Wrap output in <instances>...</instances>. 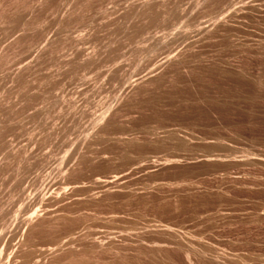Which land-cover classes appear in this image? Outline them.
Returning a JSON list of instances; mask_svg holds the SVG:
<instances>
[{
  "label": "rangeland",
  "instance_id": "obj_1",
  "mask_svg": "<svg viewBox=\"0 0 264 264\" xmlns=\"http://www.w3.org/2000/svg\"><path fill=\"white\" fill-rule=\"evenodd\" d=\"M219 20L225 29L197 32ZM178 52L192 63L160 79L166 56ZM152 75L159 80L143 83ZM260 158L264 0H0L4 262L16 251L12 264H34L56 237L87 236L113 238L116 248L94 253L81 243L88 253L64 264H188L175 247L137 254L138 233L164 242L153 230L171 227L261 264ZM115 177L108 193L96 184ZM35 212L65 218L26 230Z\"/></svg>",
  "mask_w": 264,
  "mask_h": 264
},
{
  "label": "bare ground",
  "instance_id": "obj_2",
  "mask_svg": "<svg viewBox=\"0 0 264 264\" xmlns=\"http://www.w3.org/2000/svg\"><path fill=\"white\" fill-rule=\"evenodd\" d=\"M212 1V0H211ZM207 2V1H206ZM209 2V1H208ZM150 4V3H149ZM149 4L148 5H146V4H144L145 5V7L142 5V7H144V10H141V11H143L144 12V14L145 13H147V10H150V9H148V6H149ZM231 4V3H230ZM242 6V5H241ZM240 6V7H241ZM245 6V5H244ZM250 6V5H249ZM253 6V5H252ZM252 6H250L251 8H252ZM256 6V5H255ZM141 7V8H142ZM249 7V8H250ZM239 8V7H238ZM237 8V9H238ZM242 8V7H241ZM245 8H247V7H245ZM248 8V9H249ZM152 9V8H151ZM244 9V8H243ZM152 11V10H151ZM151 11H149L150 13H151ZM241 11V10H240ZM232 12V11H231ZM233 12H235V11H233ZM149 13V14H150ZM238 13V12H237ZM242 13V12H241ZM141 15H143V14H141ZM231 15V14H230ZM238 15V14H237ZM237 15H235L236 17H237ZM232 17V16H231ZM225 18V17H224ZM227 18V17H226ZM228 18H230V17H228ZM233 18V17H232ZM223 19V18H222ZM234 19V18H233ZM223 20H225V19H223ZM227 20V19H226ZM228 22V21H227ZM212 25V24H211ZM226 26V22L225 21H222V20H219L218 21V23H215V25H213V27L212 28H208V27H205V28H201L200 27V29L197 31L199 34H203L204 36H206V35H212L213 33H216V31L218 32V30H221L222 28H226L225 27ZM196 32V31H195ZM221 33V32H220ZM199 34H196V35H199ZM201 34V35H202ZM184 35V34H183ZM203 36V37H204ZM211 37V36H210ZM209 37V38H210ZM202 39V38H201ZM200 39V40H201ZM207 39V38H206ZM159 42V41H158ZM166 42V41H165ZM165 42H163V41H160V44H162L161 46H163L164 48H165V46H168V45H166L167 43H165ZM168 42V41H167ZM173 43V42H172ZM189 45V44H188ZM187 47V46H186ZM193 47V46H192ZM170 48V47H169ZM180 51V50H179ZM183 51V50H182ZM187 51H189V50H187ZM192 51V50H191ZM173 53V52H172ZM172 53L170 54L172 57H169L170 55H168V53H167V55L168 56H166L165 58L167 59H165L166 61V63H164V65L166 64V66H168L169 68L171 67L172 68V70H169L168 69V67H166V66H164V69H162V70H164L163 72H160L161 74H159V77H160V79L161 78H165V76H169L171 73H174L175 71H177L178 69L180 70V68H183L184 69V67H187L188 65H189V63H192L190 60V57H188L189 55H187V53L188 52H186V54H184V53H179L178 52V54L176 53L175 54V56H173L172 55ZM190 53V52H189ZM194 57V56H193ZM194 59V58H193ZM162 64V63H161ZM161 66H159L158 68H160ZM167 68V69H166ZM170 68V69H171ZM209 68V67H208ZM194 69V68H193ZM200 69V68H199ZM205 69V68H204ZM207 69V68H206ZM155 70V69H154ZM153 70V71H154ZM167 70V71H166ZM168 70H169V73H168ZM202 70V69H201ZM155 71H157V69L155 70ZM154 71V72H155ZM166 71V72H165ZM174 71V72H173ZM206 71V70H205ZM151 73H153L152 71H150ZM181 72V71H180ZM194 72H195V70H194ZM158 73V72H157ZM176 73V72H175ZM190 73V72H189ZM240 73V72H239ZM242 73V72H241ZM154 74V73H153ZM153 76V75H152ZM171 76V75H170ZM146 77V76H145ZM154 77V78H153ZM153 77H151V79H148L146 82H144L143 81V83H145L146 85L149 83V85H150V83H152V82H154L156 79H158V76L156 77V75L155 76H153ZM144 78V77H143ZM167 79V78H166ZM140 80V79H139ZM159 80V79H158ZM138 83V82H137ZM142 83V82H141ZM162 83V82H161ZM138 85H139V83H138ZM137 85V86H138ZM153 86V85H152ZM136 87V86H135ZM134 87V88H135ZM149 87V86H148ZM138 87H136L135 89H137ZM139 88H141L140 87V85H139ZM138 88V89H139ZM145 88V87H144ZM145 90V89H144ZM132 91V90H131ZM133 92V91H132ZM145 92V91H144ZM137 93V92H136ZM140 93V92H139ZM142 93V92H141ZM131 94V93H130ZM135 94V93H134ZM132 96H134L133 94H132ZM139 96V95H138ZM131 97V96H130ZM134 99V98H133ZM130 100V99H129ZM136 100H138V99H136ZM131 102V101H130ZM129 102V103H130ZM127 103V102H126ZM113 117V116H112ZM106 118V117H105ZM104 118V119H105ZM111 118V117H110ZM114 118V117H113ZM111 120V119H110ZM113 120V119H112ZM114 123V122H113ZM112 124V123H111ZM106 125V124H105ZM111 127V126H110ZM101 128V127H100ZM105 126L104 127H102L101 129H99L100 131H98V134H97V136H99L98 138H100L101 137V133L103 134V133H105L104 132V130H105ZM108 132V131H107ZM106 132V133H107ZM105 136V135H104ZM96 139H97V137H96ZM129 142H131V141H129ZM134 142V141H133ZM89 144H91V143H89ZM131 145H132V143H131ZM207 158V157H206ZM209 158V157H208ZM207 158V159H208ZM213 158V157H212ZM210 159V158H209ZM216 159V158H215ZM255 159V158H254ZM253 159V160H254ZM175 159H173V161L171 160V163L173 162V165H174V163H175V165L177 164L178 165V163H179V160H175ZM194 160V159H193ZM250 160V159H249ZM208 161H210V160H208ZM166 162V161H165ZM169 164H170V160H168L167 161ZM252 162V161H251ZM255 162H258L259 164H263L264 165V160H261V158L259 159V160H257V161H255ZM167 163V164H168ZM153 164V163H152ZM156 165V164H155ZM154 165V166H155ZM160 165V164H159ZM169 166V165H168ZM123 176V175H122ZM120 177V176H119ZM119 177H115V180L114 181H108V180H105V181H101V180H98L97 182H96V184L99 186V187H103V188H105V189H107L106 190V192L108 193L109 192V189H111L112 188V186H114V185H118V183H119V181H121V179H119ZM123 178V177H122ZM95 183V182H94ZM121 184V183H120ZM95 185V184H94ZM96 186V185H95ZM121 186V185H120ZM126 186V185H125ZM116 187V186H115ZM113 191V190H112ZM102 192H103V190H102ZM104 193H105V191H104ZM131 195V194H130ZM129 196V195H128ZM64 198V197H63ZM70 199V198H69ZM76 199V198H75ZM52 201L51 202H56L57 200L55 199V198H53V199H51ZM29 203V202H28ZM30 203H32V205H33V202H30ZM27 206V205H26ZM35 206V205H34ZM30 207H32L31 205L29 206V209H30ZM27 208V207H26ZM51 209V208H50ZM51 210H53V209H51ZM220 211V210H219ZM218 211V212H219ZM47 212V211H46ZM41 213V212H40ZM45 213V212H44ZM56 213H58V212H52V213H47L46 214V216H44V217H40V216H38V212H35V213H32V215H30V216H27L26 217V219L24 220V227L26 228V230L27 229H36V228H44V227H53L54 225H56L57 223H58V221L59 220H62V218L64 217V215H62L61 216V214L59 215H56ZM225 213V212H224ZM63 214V213H62ZM222 214V213H221ZM67 215V214H66ZM218 215V214H217ZM220 215V214H219ZM218 215V216H219ZM223 215V214H222ZM226 216V215H225ZM225 216H223V217H225ZM216 217V216H215ZM65 218V217H64ZM212 218H214V217H212ZM221 218V217H220ZM227 218H228V216H227ZM256 218V217H255ZM215 219H217V218H215ZM219 219V218H218ZM217 219V220H218ZM259 219V218H258ZM256 220H254V222H255ZM257 222V221H256ZM259 223V222H258ZM61 224V223H60ZM218 226V225H217ZM147 227V226H146ZM152 227H154V226H152ZM213 227H215V226H213ZM213 227H211V228H213ZM138 228H140V227H138ZM137 228V229H138ZM143 228V227H142ZM147 228H149V227H147ZM160 228V227H159ZM213 229H215V228H213ZM135 230H136V228H135ZM153 230V229H152ZM153 231H156L157 233H158V235L160 234V236L161 235H163V237L165 236V239L167 238V240L165 241L164 240V242H144L145 240L141 237L143 234H144V231H142L143 232V234L141 235V233H138L136 236L132 233L131 235H130V232H129V234H127V235H125V241L126 240H129L130 238H132V235L133 236H135L136 238H137V240H139L138 242H139V244H141V246L142 247H139L140 249H138L137 248V254H141V253H144L143 251L146 249V248H150L151 250H153L154 252H157V254H158V252H164V250H167L168 251V249H171V248H173V247H175V248H177L178 249V251H181L183 254V256H184V258L186 259V261H187V263L188 264H252V262L254 261V259L252 260V262H246V260H242V257L240 258L239 256L241 255H238L237 256V254H235V252L234 253H230V254H228L229 252L228 251H226V250H223L222 251V253H221V251L219 250V248L217 249V245H216V248L215 247H213V245H211V244H209V245H204L205 244V242L203 243V241H205V240H200L201 239V237H200V239H198L197 241H196V243H193L194 241H192V243H191V241H187L186 239H184L183 238V236L182 235H180L179 234V232H178V230L176 231L175 229H173V228H171V227H164L163 229L161 228L160 230H157V228H156V230L154 229ZM152 231V232H153ZM36 232V231H35ZM139 232V231H138ZM141 232V231H140ZM145 232H147V231H145ZM137 233V232H136ZM154 234H152L153 236L155 235V232H153ZM156 233V234H157ZM28 234V233H27ZM105 234V233H104ZM107 234V233H106ZM105 234V235H106ZM125 234V233H124ZM29 235V234H28ZM121 235V234H120ZM34 236V235H33ZM73 236V235H72ZM102 236V235H101ZM145 236V235H144ZM151 236V235H150ZM91 237V236H90ZM99 237V236H98ZM110 237V236H109ZM113 237V236H112ZM121 237V236H120ZM149 237V236H148ZM156 237V236H155ZM185 237V236H184ZM214 237V236H213ZM94 237H92V239L89 241H87V236H81V237H78V238H76V237H71V238H69L68 240H65V241H63L62 240V238L61 237H56L54 240H53V244H51V246H49V247H46V248H44V249H41L37 254H38V256H35V258H34V260H33V262H34V264H64V262L66 261H68V262H73L74 260H76L78 257L80 258H83L84 257V254L83 253H88L87 251L88 250H90L91 252H93L94 251V253L95 252H102V254H103V252H106V251H112V250H114L115 248H113V245H114V243H115V241H113V238H107V240H108V243H106V241H105V237H103L102 239H93ZM159 238V237H158ZM160 238H162V237H160ZM216 238V237H215ZM89 239V238H88ZM134 239V238H133ZM119 240H120V238H119ZM32 241V240H31ZM114 242V243H113ZM123 242V241H122ZM81 243H85V245H83V247L87 250H82V251H85V252H83L82 253V251H81V249H80V247L78 248V246L77 245H79V244H81ZM132 243V242H131ZM130 243V244H131ZM24 244V243H23ZM120 244H123V243H120ZM207 244V243H206ZM117 245V244H116ZM135 245H137V244H135ZM23 246V245H22ZM24 246H26V245H24ZM23 246V247H24ZM80 246V245H79ZM83 247H81V248H83ZM22 248V247H21ZM78 248V249H77ZM26 249V248H25ZM174 249V248H173ZM39 250V249H38ZM119 250V249H118ZM126 250V249H125ZM143 250V251H142ZM219 250V251H218ZM19 251V250H18ZM81 252L83 255V257L80 255L81 253H78V252ZM135 251V250H134ZM135 251V252H136ZM146 251V250H145ZM167 251H166V253H167ZM172 251V250H171ZM170 251V252H171ZM35 252V251H34ZM118 252V251H117ZM127 252V251H126ZM125 252V253H126ZM226 252H228V253H226ZM93 253V254H94ZM180 253V252H179ZM20 252H19V254H18V252L16 253V251L14 252V253H12V256H10L9 257V260L7 261V262H4V259L2 258V255L0 254V264H12V263H15L16 262V260L19 258V256H20ZM23 254V253H22ZM21 254V255H22ZM30 254H31V252H30ZM34 254V253H33ZM123 254V253H122ZM160 254H162V253H160ZM234 254V255H233ZM142 255V254H141ZM152 255V254H151ZM150 255V256H151ZM124 256V255H123ZM126 256V255H125ZM132 256V255H131ZM144 256V255H143ZM156 256V255H155ZM243 256V255H242ZM32 257V256H31ZM138 257V256H137ZM33 258V257H32ZM31 258V259H32ZM78 258V259H79ZM98 258V257H97ZM254 258H255V256H254ZM6 259H5V261H6ZM47 259H51V261L49 262ZM183 259V258H182ZM250 259H251V257H250ZM23 260V259H22ZM80 260V259H79ZM78 260V261H79ZM115 260V259H114ZM171 260V259H170ZM249 260V259H248ZM260 260V259H259ZM96 261V260H95ZM102 261V260H101ZM258 261V260H257ZM76 261H74V263H75ZM81 262V261H80ZM83 262V261H82ZM97 262V261H96ZM105 262V261H104ZM107 262V261H106ZM174 262V261H173ZM182 262V261H181ZM20 263V262H19ZM69 263V264H70ZM175 263V262H174ZM255 263V262H254ZM253 263V264H254ZM258 263V262H257ZM261 264H264V262H260ZM30 264V263H29ZM80 264V263H79ZM94 264H96V263H94ZM107 264H116L114 261L113 262H108ZM256 264V263H255ZM259 264V263H258Z\"/></svg>",
  "mask_w": 264,
  "mask_h": 264
}]
</instances>
